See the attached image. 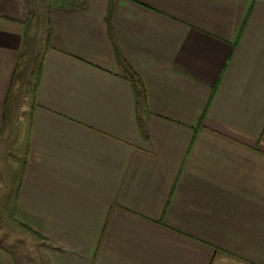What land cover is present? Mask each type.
Segmentation results:
<instances>
[{
  "label": "crops",
  "instance_id": "crops-1",
  "mask_svg": "<svg viewBox=\"0 0 264 264\" xmlns=\"http://www.w3.org/2000/svg\"><path fill=\"white\" fill-rule=\"evenodd\" d=\"M4 141L0 264H264V0H0Z\"/></svg>",
  "mask_w": 264,
  "mask_h": 264
},
{
  "label": "rangeland",
  "instance_id": "rangeland-1",
  "mask_svg": "<svg viewBox=\"0 0 264 264\" xmlns=\"http://www.w3.org/2000/svg\"><path fill=\"white\" fill-rule=\"evenodd\" d=\"M25 85V84H24ZM30 87V88H29ZM30 90H31V86H27L26 88H25V93H20V96H19V98L20 99H22L25 95H27V93H28V91L30 92ZM26 91H27V93H26ZM18 104H19V102H18ZM20 104L22 105L23 104V102H20ZM22 114V113H21ZM2 145H1V147L0 148H3V147H5V145H6V141H4V142H0ZM1 151V150H0ZM15 153V155H18L17 154V152L15 151L14 152ZM7 160H9L10 162H11V158H3L2 156H1V153H0V166H4L5 165V163H6V161ZM15 160H16V167H14V172H13V176H14V178H12V180L9 182H7V187H9V186H12V184L14 185L15 183L17 184L18 183V181H19V179H20V173H21V169H22V160H21V156H16V158H15ZM5 167V166H4ZM1 168V167H0ZM6 171H7V169H5V168H3V173L5 174V176H6ZM1 175V174H0ZM8 175V174H7ZM11 190V191H10ZM15 189L13 188H11V189H8L7 191H6V193H5V199L3 200L4 202H5V204L3 205V206H0V220H1V214H2V210H1V208L3 209L4 207L6 208V205H8V207H10L12 204L10 203L12 200H13V198L12 199H10V197L13 195V196H15ZM10 203V204H9ZM1 222L2 221H0V224H1ZM2 223H4V224H7L8 222H5V221H3ZM17 230H18V232L20 233V235H19V238H20V240L22 241L21 242V247H20V250H21V254H22V251H23V249H24V254L25 253H27V251H28V249H29V245H33L34 243L29 239V237H28V235H27V233L28 232H26V229L25 228H23L21 225H20V227L19 228H17ZM29 234V233H28ZM16 237V236H15ZM37 241H39V239H37ZM22 244H23V246H22ZM36 251H38V250H40L39 249V246L38 245H35V246H32ZM20 254V255H21ZM26 256L27 255H23V260L24 261H27L28 259L26 258ZM39 256V255H38ZM21 259H22V257H21ZM35 259H36V256H35V258H34V260L33 261H35ZM22 261V260H21Z\"/></svg>",
  "mask_w": 264,
  "mask_h": 264
},
{
  "label": "trees",
  "instance_id": "trees-1",
  "mask_svg": "<svg viewBox=\"0 0 264 264\" xmlns=\"http://www.w3.org/2000/svg\"><path fill=\"white\" fill-rule=\"evenodd\" d=\"M49 42V38L47 39V43ZM117 53V61L119 63L120 68L122 69V71L125 74V77L127 78V80L132 84L134 91L136 93L137 96V101L139 103V105H142L143 107H145L144 104H146V94H145V90L143 87V84L139 78V76L133 71V69L129 66V64L124 60V58L122 57V55L119 53V51H116ZM41 66H39L37 68V73L40 72ZM40 76V75H39ZM40 77L37 76V80H36V86L35 88H37V84H38V80ZM141 107V108H143ZM143 128V126H142ZM143 133H144V129H143Z\"/></svg>",
  "mask_w": 264,
  "mask_h": 264
}]
</instances>
